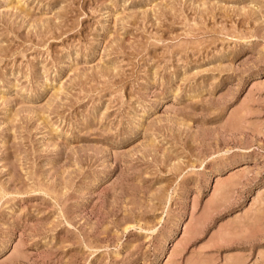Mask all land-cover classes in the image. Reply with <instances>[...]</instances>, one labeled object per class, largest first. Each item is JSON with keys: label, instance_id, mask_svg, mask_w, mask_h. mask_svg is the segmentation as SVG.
Segmentation results:
<instances>
[{"label": "rangeland", "instance_id": "obj_1", "mask_svg": "<svg viewBox=\"0 0 264 264\" xmlns=\"http://www.w3.org/2000/svg\"><path fill=\"white\" fill-rule=\"evenodd\" d=\"M0 264H264V0H0Z\"/></svg>", "mask_w": 264, "mask_h": 264}]
</instances>
